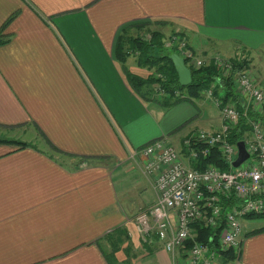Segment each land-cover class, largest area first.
I'll return each instance as SVG.
<instances>
[{
    "label": "crops",
    "instance_id": "obj_1",
    "mask_svg": "<svg viewBox=\"0 0 264 264\" xmlns=\"http://www.w3.org/2000/svg\"><path fill=\"white\" fill-rule=\"evenodd\" d=\"M14 15L0 45V138L28 144L0 142V264H111L103 250L119 227L131 238L116 264H181L182 252L140 238L135 217L156 196L135 210L127 176L140 174L143 145L165 135L181 146L222 118L199 128L208 119L197 100H145L116 57L117 39L148 24L164 37L183 34L203 57L245 58L264 78V0H0V30ZM172 56L192 78L185 58ZM126 66L154 73L134 55ZM231 264H264V224L243 227Z\"/></svg>",
    "mask_w": 264,
    "mask_h": 264
},
{
    "label": "built area",
    "instance_id": "obj_2",
    "mask_svg": "<svg viewBox=\"0 0 264 264\" xmlns=\"http://www.w3.org/2000/svg\"><path fill=\"white\" fill-rule=\"evenodd\" d=\"M164 43L195 68L211 62L220 68V75L204 92L219 107L222 125L187 135L181 146L162 136L136 150L144 158L145 171L154 176L157 198L137 213L135 225L143 241H158L168 252H182L188 264H219V250L241 249V218H264V78L250 67L241 68L234 75L238 91L246 99L244 114L252 107L263 116L250 120L252 132L242 140L248 158L235 166L239 146L230 136L239 125L242 112L236 101L224 100L222 90V82L234 68L232 57H203L181 33L165 37ZM215 152L229 168L206 162ZM204 161V168H200ZM205 227L222 228L218 246L213 245L214 237L200 239Z\"/></svg>",
    "mask_w": 264,
    "mask_h": 264
},
{
    "label": "trees",
    "instance_id": "obj_3",
    "mask_svg": "<svg viewBox=\"0 0 264 264\" xmlns=\"http://www.w3.org/2000/svg\"><path fill=\"white\" fill-rule=\"evenodd\" d=\"M15 16L16 15L12 16L1 28L0 45L9 41V35L4 34V30ZM140 25L145 29V33L133 34V32L130 31L132 26L125 27L118 36L115 49L116 57L122 64L132 88L147 101L159 100L165 108L184 99L201 97L202 93L209 88L220 75V68L213 62L203 65L200 68H195L193 64L187 61L192 72V80L189 84L183 85L179 80V73L171 57L172 52L178 51L175 48L170 49L165 46L164 33L160 29H152L150 27L145 28L148 24ZM133 55L136 57V62L139 66L153 68L154 73L148 78H144L130 71L126 66V63L128 58ZM232 60L234 68L231 75L225 78L222 82V90L224 92V100L236 101L242 112L240 123L231 132L230 136L231 141L235 143L242 141L252 132L250 125L251 119H257L263 116L255 112L252 107H250L247 113L244 114V104L246 99L239 93L234 75L237 70L249 67V61L237 56L232 57ZM218 92L219 88L216 90V93ZM0 142L18 143L23 145L28 144L27 142L9 138H0ZM205 160L207 163L214 162L224 169L230 167L225 163L220 154L216 152ZM196 164L197 163L195 162L193 163L194 166ZM204 166L205 161L200 165V168H204ZM252 216L262 217L261 215H251L250 217ZM201 230V240L205 241L214 237L215 242L213 245L218 246V234L222 230L221 227H205V229ZM107 238H109L111 248L109 251L103 250V253L109 263L116 264V252L120 249L123 243L131 238L129 231L126 227H119L108 234ZM219 252L221 253V262L219 264H231L240 256V251L237 252L234 249L224 251L219 250Z\"/></svg>",
    "mask_w": 264,
    "mask_h": 264
},
{
    "label": "rangeland",
    "instance_id": "obj_4",
    "mask_svg": "<svg viewBox=\"0 0 264 264\" xmlns=\"http://www.w3.org/2000/svg\"><path fill=\"white\" fill-rule=\"evenodd\" d=\"M166 37H168V36H166ZM221 48H223V47H221ZM222 53L225 55H228V56L232 54V53H227V52H222ZM225 55H223V56L228 57ZM151 69H153V68H151ZM194 99L197 100L198 103L200 104V108H199L200 117H205L206 119H208L203 123H199L198 124L199 128L206 127L205 126L206 123L208 124L209 122H211V121H209V119H211V117L212 118L215 117L216 119L218 117H220L221 113H220L219 107L215 104V102L212 99H210L209 97H205L204 95H201V97H194ZM45 147L50 151L51 154H53L55 156H59L61 159L66 160V162L70 161L69 157L62 155L59 152L54 151L50 147V145H48L47 143H45ZM135 165H136V167H138L140 174L142 175V179H141V181L137 182V179L141 177L139 173H138L139 175L133 174V175L127 176V184H128V186H127L128 187V189H127L128 195L127 196H128V200L130 202L131 207H133L136 210L140 206H143L146 203L153 201L155 196L157 198V189H156V183L153 179L154 176L147 173L145 171L144 166L141 163H137V164L135 163ZM148 206H150V205L142 207L141 209L146 208ZM140 210H138V211H140ZM241 223H242L243 227L251 226V225L257 226L260 224H264V218L258 217V216L242 217ZM104 245L107 247H110L107 242L104 243ZM180 263L181 264H188V258L186 256L182 257L180 260Z\"/></svg>",
    "mask_w": 264,
    "mask_h": 264
},
{
    "label": "water",
    "instance_id": "obj_5",
    "mask_svg": "<svg viewBox=\"0 0 264 264\" xmlns=\"http://www.w3.org/2000/svg\"><path fill=\"white\" fill-rule=\"evenodd\" d=\"M176 68L179 72L180 81L183 85H187L191 82L192 78L190 75V71L185 68V62L179 56H172ZM191 79V80H190ZM239 146V156L237 160L234 162L235 166H239L243 161L248 158V153L245 151V144L243 141L238 142Z\"/></svg>",
    "mask_w": 264,
    "mask_h": 264
}]
</instances>
